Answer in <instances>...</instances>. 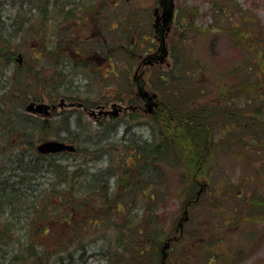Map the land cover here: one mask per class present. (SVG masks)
<instances>
[{"label": "rangeland", "instance_id": "374dc122", "mask_svg": "<svg viewBox=\"0 0 264 264\" xmlns=\"http://www.w3.org/2000/svg\"><path fill=\"white\" fill-rule=\"evenodd\" d=\"M25 1L28 2V0H0V13L11 16L12 19L24 18L30 25L28 13L24 12V10L29 12L28 4ZM73 1L76 3L78 2V0ZM81 1L84 2V5H87V3H90L92 0ZM95 1L110 2L112 3V8L118 10V13L110 17L113 21L112 23L115 24L114 30L111 33L108 32V28L114 24L105 22L104 20L102 21L101 19L98 20L101 26L100 33L102 34L105 32V34H108L109 45L102 44V39L100 41L97 40V42L94 40L87 41L88 37L86 36L87 38L85 40L88 43H97V45L101 47L100 53L94 55V53L91 52L90 54L84 53L81 56H75L86 60V62L82 64L85 65V67H82V65H75L73 71L66 69L64 71L65 78H70L71 80H73V78L76 79V77H74L75 72L84 73L85 77H83V79L78 78L77 80L87 83L86 79L89 78L92 83H88V85L94 88L85 85L80 88L92 89L95 94L83 97L76 91H71L62 86L58 87L55 84V72L53 73L55 67L53 70L50 67L47 69L43 68V73L39 76V79L35 80L38 104L40 102H45L50 106V116L48 119L54 120V129L57 132L54 136L58 138V140L60 138L66 142L73 141L75 145L79 143L83 144L81 149L86 154L83 153L80 155L81 152L79 151L75 157L66 156L69 158V160L66 161L78 167L81 163L86 161L87 157H90L91 161L87 164L86 171H93L95 169L97 171L99 169L105 172L108 171L111 178H107L106 186V188L108 187L110 189L107 190L109 191V198L116 197L118 200L117 203H125V213L121 214L116 211V206H121V204L117 203L112 204L111 208L108 209V211L114 210L113 220L117 223V226H113L111 229H109V226L97 229L90 228L89 230L85 229V231L79 232L90 235L87 236V241H93V244L88 246L89 251L87 252H91V259L84 264H106L105 260L101 259L100 256L96 255L94 252L97 251L98 248L95 243L102 239L101 236L103 235L108 238L112 237L113 234H110V230H113L115 235H119V233H116L117 228L119 230L122 228L126 233L123 237L124 245L118 249L119 255L122 256L119 258L114 257L112 260H109L107 264H117L118 260H122L120 261L121 264H264V208L260 205H258L259 207H252V205H249L248 199L246 198L247 195L254 196L253 194H260L258 196L264 197V155L262 152L264 147V123L262 128L258 126V123L264 119V100L260 101L257 97H252L250 94L251 92L249 93L247 90H241V92L235 93V89L238 88V83H240L239 81H249L258 78L261 79L259 81V84H261V91L258 93L262 92L264 95V67L258 70L255 69V65L258 62L256 60H260L261 55L253 43H250L248 40V48L246 50V47L245 49L242 48V45L247 42L245 38L236 36V39L233 40L228 35V31L230 30L226 29V27H229L226 14L230 11V7H228L224 15L221 14L220 7H218L224 5V3L236 2L243 9L250 10L264 28V0H174L175 5L182 3L188 6L189 14L192 15L194 23L199 30L194 28L188 29V31L181 30L182 25L180 26L175 19L165 31L163 40H161L158 34H156L157 36L155 37V32H152V23H155L152 13L155 18L156 13L153 11L158 5L157 0ZM23 2L25 6L22 4ZM63 2H65V0H63ZM63 2L61 0H49L50 6H48V9H61L59 4ZM15 4H22V6H24L22 12L19 13L18 16L15 15L16 13L14 12ZM101 6L102 5L98 3L97 7H99L102 12L103 8ZM78 8L77 5L72 9L79 10ZM103 12L105 15V10H103ZM192 18L186 19L188 25L192 24ZM36 19L39 20L38 23L41 27L36 26L35 29L31 30V33L30 26L29 30L23 29L19 31V29H14L9 33L12 21L4 22L3 25L5 26V30L2 32V38H0V41H2L1 44L6 45L8 44V40L21 38L22 40L20 41L18 39L19 43L15 44L19 45L17 47L18 49H21L20 46L22 45L26 55H29L30 35L32 44L37 43L38 33L45 35V41L48 40V42L46 47H44V52H46L45 50H47L48 47H53L55 44L63 42L60 36H55L56 34L59 35V33L55 31L56 26L45 21L39 17V15ZM138 20L142 22L140 27L143 29L146 26V29L144 32L136 31L132 33V28L138 26ZM158 21V26H161L163 24L162 21ZM188 35H190V37H188ZM15 36L17 37L14 39ZM71 40L73 41V39ZM22 41L28 42L24 45ZM76 42L77 41L74 43ZM166 47L169 48L166 62L172 65L173 71L190 72V74H194V77L187 76L183 73L176 78L164 76L165 78L158 80L159 77L155 75L157 73L152 74V70L156 66H148L147 59H144L149 57L152 52H154L153 54H158V51L162 50L161 48ZM250 47L251 50H249ZM3 48H0V54L2 50H6V48L5 50ZM120 49L124 51V55L118 54L121 51ZM9 51H11V49ZM175 53L181 55V57L177 58ZM43 59L47 64V59H45V57H43ZM6 61L9 64L2 65L0 63V95H6L11 98L9 102L5 103V107L6 109H15L17 115L24 114L26 117L33 116L30 111L24 108V104L23 107L18 108V101L20 96L26 94L25 90L29 91V94L33 93L34 85L30 84L29 86L25 78L20 80L19 83H15L14 79L11 80V77L14 75V72L11 74V71L19 72L20 70H16L18 63L14 58H7ZM116 62L117 64L114 65L113 63ZM107 63L109 64L107 68H112L113 71L109 74V77L103 79L104 82L106 81L104 84L102 79L98 78L99 73H97L98 68L96 66L101 64L105 70ZM173 63L176 66H174ZM250 64L252 68L248 73L246 69ZM162 65V69L165 70V68H168L166 65ZM138 66L140 74L138 77L144 80V86L149 92L152 91L149 86H153V88L161 87L163 90L167 91V95L170 91H176L178 94L180 92L181 94L177 97L179 100H184L185 94L189 97L188 103L181 111L178 107V99L172 97L165 101L167 102L166 107L176 110V113L191 111V107L213 108V104H216V102L224 103L228 101L230 97L234 101H232L230 106H234L233 103L237 101L239 107H233V109L228 110V112L234 110L239 111L237 117L241 116V119L250 122L244 125L245 129L242 126L238 128L241 132L245 133L242 135L241 139L250 142L252 140L249 139V136L254 139L252 150H255V152L246 153L244 150L246 143L240 142L239 140L232 142L230 145H226V149L221 147L220 144L217 148L222 149L219 151L215 150L208 161L207 169L208 171L211 170V175L208 177V183L211 185L210 189L209 185L205 182L207 185L206 189H209L206 193L209 192V194H213L214 199H209L208 196L203 193L197 203H191L190 207H188L189 212L187 220L179 218L184 212L181 204L186 197L183 191L190 192V190L193 191L194 189V187L188 183L190 175L188 174L189 168L187 165L177 163V161L171 162L169 158H173L174 154H171L170 157L168 155V157L164 158V161L169 163L160 162V165L158 164L159 170L155 174V179L158 182L152 185H144L142 182L136 180V178H140L142 174V167L139 166L136 154L143 149H135V146L139 143L138 139L135 141L123 140L121 138V131H119L118 134L113 132V134L108 133L107 135L110 143H103L102 146L101 142L103 139L101 138H103L102 135L104 131L97 129V124L95 125L91 122L95 119L92 118L89 113L74 106L76 104L73 106H68L66 104L60 106L58 104L62 98L67 101L65 97L71 96L74 100L75 98L79 99H76V101H85L88 107L92 106L95 110L96 105L94 106V104L99 98L104 96L105 93L102 88L106 86L109 87L111 83L114 82L115 84L117 83L121 90H124V96H127V98L130 96L129 90L132 89L133 96L129 98L133 99L134 102L132 103L134 104H131L129 101L124 102L125 104L123 105H126L127 108H123V112L122 110L117 112V114H115L116 116L112 117L113 122L121 121L128 123L135 133L131 135V138H139L146 134L149 135L151 128L149 126L136 125L135 119H142L147 122L148 120L150 122L154 121V124H152L153 132H155L156 136H161L159 129L165 124V118H167L166 126L173 124L175 121V119L170 120L169 117H171V119L174 117L171 114L166 113L162 117L153 115L151 119H148L146 116L142 118L130 116L131 110H129L130 108L128 106L136 105L135 101L141 99L140 97H138V99L135 97V95H137L135 92L136 82L133 78ZM260 75L261 77H259ZM153 77L155 81H152ZM147 78L149 79L147 80ZM161 82H163V84L160 85L159 83ZM126 83H128V87L125 86ZM48 84V88H50L51 84L52 89H59L60 94L52 92L49 95L44 87L39 89V87ZM242 84L243 86L247 85L243 82ZM246 88L248 89L249 87L246 86ZM156 89H158V91L161 90L159 88ZM20 91L22 94L19 93ZM246 92H248L249 95ZM222 94H225V96ZM159 98L161 99V96H159ZM250 99L252 100L249 101ZM246 100H248V104H246ZM144 102L145 101L141 99V101H139V107L148 110ZM256 102L259 103L257 107L255 106L257 104ZM174 107L176 109H174ZM200 110H204L206 113L209 112L207 109ZM149 112L148 110V113ZM65 116H75L77 119L74 118L73 120H75L77 124L83 126L88 122L90 126H87L85 131L78 134V130L74 129L75 127L66 129L64 126L62 127V125H60L64 123L59 122L62 121ZM218 116L229 119L227 115H223L221 112H219ZM206 118L205 116V119ZM21 119L23 120L24 118L21 116ZM211 123L212 130L215 133L214 137H218L220 133L226 132L225 129L227 128L228 122L222 121L215 116L214 119L211 120ZM29 124L39 128L38 122H29ZM128 124H125V126L127 127ZM3 128L4 127L0 125V131ZM8 128V131L12 133L16 129V126L10 123ZM63 128L64 130L62 131ZM238 128L235 126L236 130ZM26 130L30 132L29 128ZM245 131L248 132L249 135ZM32 133L34 132L32 131ZM188 135L190 134H184L181 131L171 139L183 143L182 146L189 143L188 141L192 142L195 146L204 145L188 139L186 137ZM19 138H21V136L15 133L10 135L9 142L13 144H10V150L14 149V146H16L15 141ZM125 143L130 144V146L128 147ZM133 148L135 153L130 154L129 151H133ZM258 150H261V152L257 153ZM243 153H245L246 156ZM1 154L2 167L0 168V173L6 170L3 162L6 152L1 151L0 155ZM241 154L244 155L242 159L239 158ZM103 159L105 161H103ZM152 160L153 155L151 154L143 158V163L147 166V169L153 162ZM58 161L60 162V160ZM43 164L44 162L42 161L39 165ZM63 165H65V161L62 162V164L60 163L59 166H56L63 168ZM139 168L140 173H138ZM82 171V169L78 170L79 175H82ZM45 176L44 174V177ZM120 176H122L123 179L120 182V184L122 183L121 186H118L117 182ZM148 177L149 179H154L151 176ZM245 178L248 179L246 182H244ZM47 179H50L49 175L46 176L45 180ZM77 186H81V184L77 183ZM236 194L242 196L240 198L232 196ZM226 196L232 197L225 199ZM82 198L83 196H81V199ZM211 202L214 204H211ZM105 208L108 207L106 206ZM140 216L146 217L144 223L137 222ZM135 226L140 229V232L130 234L129 229L132 228L130 231H134L133 228ZM166 241L169 245L167 255L161 258L159 252L160 246ZM84 243L85 242L82 244Z\"/></svg>", "mask_w": 264, "mask_h": 264}, {"label": "trees", "instance_id": "16d2710c", "mask_svg": "<svg viewBox=\"0 0 264 264\" xmlns=\"http://www.w3.org/2000/svg\"><path fill=\"white\" fill-rule=\"evenodd\" d=\"M36 3L40 6L48 7V4L46 3V5L39 3V1H36ZM218 7H220L221 14L223 15L226 13L228 7H230V11L226 14V18H228L227 21H229V27H226V29L230 30L228 31V35L233 40L236 39V36L245 38L247 42L242 45V48L245 49L246 47V50L248 48V40L250 43H253V45L257 47V50L261 55V59L256 60L258 62L255 65V69L258 70L264 67V28L262 27L261 22L251 13L250 10L243 9L236 2H228L227 4L224 3V5ZM2 32L3 30L0 29V38H2ZM188 37H190V35H188ZM1 42L2 41H0V48L4 47L3 49L5 50L6 48V50H2V53L0 55H9L10 53H12V50H9L12 48L11 43L13 44V42L11 40H8V44L6 45L1 44ZM60 45L61 43H58L52 47V52H57L58 55L54 58V60H51L55 67L54 70H56L54 79L55 84L58 87H61L63 85L61 79L65 77L64 71L66 69V58L63 55V51L59 50ZM49 50L50 48L47 49V51ZM249 50H251V47L249 48ZM0 63L2 65L9 64L6 59L4 60V58H1ZM251 68L252 65L250 64L246 71L249 73ZM16 70H18V68ZM186 74L187 76L190 75L191 77H194V74H190V72H186ZM165 75L166 74L160 76L157 75V77H159L158 80H160L161 78H165ZM259 77H261V75ZM153 80L155 81L154 77L152 81ZM260 80L261 79L254 78L249 81H239L240 83H238L239 85L238 88L235 89V93H239L241 92V90H247L249 93L251 92L250 94L252 95V97H257V99H259L260 101L264 100V95L262 94V92L258 93L261 91V84H259ZM242 82L244 84H247L246 86L249 88L247 89L246 86H243ZM51 84L50 88H48L49 84L43 86L49 93V95L52 92L59 93V89H52ZM159 84L161 85L163 84V82ZM125 86L128 87V83H126ZM122 92H124L123 89ZM248 92L246 93L249 95ZM129 93L130 95H133L132 90H129ZM166 93L167 91L161 93L162 99L163 96H167ZM222 95L225 96V94ZM251 100L252 99H250L249 101ZM232 101L233 99L229 97L228 101H225L224 103L216 102V104H213V108L199 107L200 109H207L209 111L206 113L207 118H204L208 121H206V132H204V134L196 133L195 135H191L190 137L192 141L204 144L202 146H209L207 151V158L210 157L215 150L219 151L222 149L217 148L220 144L221 147L226 149V145H230L236 140L246 143L244 147L246 153H252V151L255 152V150H252L254 139L250 138V136L249 139L252 140L251 142L241 139L242 135L245 133L239 130L241 126L244 128V125L248 124L249 121H244L243 119H241V116L237 117L239 111L234 110L228 112V110H232L233 107H239L237 101H235L236 103H233L234 106L231 107L230 105ZM247 101L248 100H246V104H248ZM256 103L257 104L255 106H259V103ZM166 105L167 103L165 102L163 106ZM167 111H170L171 115L174 116L172 119L171 117H169L170 120L175 119V121L173 124L166 126L167 118H165V124H163L162 128L159 129V132L163 130L164 127L165 130L170 131V133L173 134L172 136H170V138H174L178 133L181 132L178 129V119L181 116L188 115V117H192L193 115V118H195V114L191 113V111H186L184 113H176V110L170 109H168ZM218 111L223 115H227V118L229 119L219 117ZM163 115L164 114H162V116ZM215 116H217V118L222 121L228 122L227 128L225 129L226 132L220 133L218 137H214L215 133L212 130L211 126V120L214 119ZM6 123H4L5 126ZM10 123H13L16 126V129L12 133L8 131L9 135L13 133L19 135V132L17 130L20 127H24L26 125H29L30 128L34 127L33 125L29 124V122H9V124ZM263 123L264 119H262V121L258 123L259 128H262ZM0 125L3 126V123ZM235 126L239 128L236 130ZM39 128L41 131L40 126ZM25 131L26 133H28L29 137L33 138L34 134L32 133L31 129L30 132L26 129ZM246 133L249 135L248 132ZM0 135H2V133H0ZM188 142L192 144V142ZM10 144L11 143L9 142H0V150L2 152H6L3 161L6 170H3L0 173V175L2 176H0V246H2L0 248V250L2 251L0 264H52V262L61 263L64 260L65 255H69V257L72 258V261L83 262L85 258H90L91 252L87 253L89 251L88 246L92 245L93 241H87V236L90 235L79 232L85 231V229L89 230L90 228L97 229L100 227L106 228L109 226V229H111L113 226H117V223L113 220L114 210L108 211V209L111 208L112 204H116L118 200L116 199V197L109 198V191L106 190L107 176H101L103 175L104 170H102L100 174L98 173L100 169L98 171L95 169L93 171L89 170L86 174L79 175L78 170L81 169L79 168V166L69 167L65 164L63 165V168L57 167L56 165L59 166L62 159H59L54 155H41L36 151H31V145L25 143V140L22 137L15 141L16 146H14V149H16V151L13 152L12 155L10 152V147H8V145ZM24 146H27L28 148H25ZM260 152L261 150L257 151V153ZM262 152L264 155V147L262 149ZM82 153L86 154L84 151H82ZM243 154L245 155V153ZM243 154L240 155V159H242V157L244 156ZM0 157H2V154L0 155ZM8 158L10 160L9 163H7L8 161L6 162ZM64 159L65 158H63V160ZM58 160H60V162ZM42 161L44 162V164L39 165ZM185 165H187L189 168L188 174L190 175V177L188 179V183L194 187L193 191H183L185 192V200L188 201L189 199L196 198L194 192L196 191V188H198V185L200 183L205 184L206 182L207 185H209L210 189L211 185L208 183V177L211 175V170H209L208 172L207 166H203L197 169L198 166L190 164L189 161H186ZM1 167L2 162L0 164V168ZM141 167L142 178H136V180L142 182L144 185H152L154 183V179H149V175H147V169L143 164L141 165ZM39 168H43L44 174L46 176L49 175L50 179L45 180V176V186L41 183L40 185H38V187H36L34 186V184L38 183V181H34L33 175H35V173L37 172L36 170ZM82 173H84V171H82ZM138 173H140V168L138 170ZM122 179V176H120L117 182L118 186H121L122 183L120 184V182ZM247 180L248 179L245 178L244 182H246ZM155 182L158 181H156L155 179ZM77 183H80L81 186H77ZM209 189L207 191H209ZM93 194L96 196H94ZM205 195H207L209 199H214V195L209 194V192L205 193ZM253 195L254 196H246L249 205H252V207L260 205L264 208V197L258 196L260 194ZM81 196H83L82 199ZM232 196L240 198L242 195L236 194ZM232 196H226L225 199ZM34 199L39 200L33 202ZM117 204H121V206H116V211L121 214L125 213V203L119 202ZM211 204L214 203L211 202ZM106 206L108 208H105ZM145 218V216H140L138 217L137 222L144 223ZM131 229L132 228L129 229L130 234H134V232H140V229L137 226L133 228L134 231H130ZM116 233H119V235H115L113 230H110V234H113L112 237L108 238L105 235L101 236L102 239L108 243V249L103 250L100 247L98 241L95 243L97 247L100 248V250H97V253L102 256V259L105 260L106 264L114 257L119 258L122 256L119 255L118 249L122 247V245H124L123 237L126 233L122 228H120V230L117 228ZM83 242L85 243L82 244ZM83 245L87 247L85 248V246Z\"/></svg>", "mask_w": 264, "mask_h": 264}, {"label": "bare ground", "instance_id": "6f19581e", "mask_svg": "<svg viewBox=\"0 0 264 264\" xmlns=\"http://www.w3.org/2000/svg\"><path fill=\"white\" fill-rule=\"evenodd\" d=\"M36 1H39V3H41L43 1L47 2L49 0H28V2L25 1L28 4L29 12L27 10H24V12L28 13V19H30V21H29L30 24L32 21H39L36 19V17L39 15V17H41L45 21H48L52 25L56 26L55 31H56V33H59V35L56 34L55 36H60V38H62V37H64L63 35H65L69 38L72 37L75 41L80 42V43L81 42L82 43L87 42L85 39L87 37L88 38L90 37V38H92L91 40H94V41H96L98 39H99L98 41H100L102 39V44L109 45L108 34H105V32H103L101 34L93 24L88 23L86 21V14L83 12L82 9H80V10H73L72 9L73 7H76L78 5L76 2L70 1L69 6L67 8V12L62 13L63 10H66V9L49 10L48 7L40 6L39 4L36 3ZM61 1H63V0H61ZM65 3L67 4V1ZM109 3L110 2H104V4L101 7L103 8V10H105L106 13L104 15V12L102 10V12L97 15V17H98L97 19L98 20L101 19L102 21L104 20L105 22L112 24L113 21L111 20L110 17L113 16L114 14L118 13V10L117 9L115 10V8H112V3H110V4ZM22 4L25 6L24 2ZM22 4L21 5L15 4V8H14V12L16 13L15 15L18 16V14L22 12V10L24 8V6H22ZM157 4L158 5H157L156 9H154L153 12H157L161 16V14L163 12V10H162L163 6L167 5L168 2L164 3L163 0H157ZM61 8H63V7H61ZM158 9H160V10H158ZM173 9L174 10H173L172 19L170 20L168 27L176 19L178 24L180 26L182 25L181 30L188 31V29H192V28L199 29L195 25L194 20L192 18V15L189 14L190 12L188 11L189 9H188L187 5H183L182 3L175 5L173 2ZM190 17L192 18L193 22H192V24L188 25V23L186 22V19H189ZM10 20L12 22L10 24L9 33L14 29H19V31L23 30V29L29 30L30 25L27 23L26 19H24V18H20V19L13 18L12 19L11 16H6L2 13H0V29L4 31L5 26L3 25V23L4 22L6 23L7 21H10ZM70 22H74V23L76 22V25H78L79 28L71 27ZM137 23H138V26H136V28H132V30H131L132 33H135L136 31L144 32V30L146 29V26L142 29L140 27L142 22L140 20H138ZM152 25H153L152 32H155L154 36L156 37L157 36L156 34H158L161 37V40H163V35L165 34V31L167 30V28L162 27V25L156 26L154 22L152 23ZM161 27H162V31H161L162 33L160 32ZM19 31H18V33H19ZM44 36H45L44 34H39L37 36V40H38L37 43L40 45L41 48L46 47V44L48 42V40L45 41ZM16 37L17 36H15L14 39ZM35 41H36V39H35ZM50 48L51 49L48 52L49 54L52 52V49H53L52 47H50ZM120 50L121 51L118 54L124 55V51L122 49H120ZM165 50H166V53H165L166 55L162 59L159 58L161 50L158 51L159 52L158 54L157 53L153 54L154 52H152V54L149 55V57L147 58L148 66L149 65L153 66V67L156 66L153 68L152 74L157 73L158 76L166 74L165 76L168 78H176V77H178V75L180 76L183 73L186 74V71H177V72H176V70L173 71L172 65H170L168 62H166V56H167V52L169 51V48L166 47ZM118 57H122V56H118ZM176 57L179 58V57H181V55L176 54ZM113 64L116 65L117 62L113 63ZM162 64L166 65L168 68H165V70L162 69V67H163ZM173 65H174V63H173ZM171 71H173V72H171ZM13 72H14V75L11 77V80L14 79L15 83H19L20 80L24 79V75L22 73L12 70L11 74ZM188 76H190V75H188ZM74 77H76V79L73 78L74 81L71 80L70 78H65V77L62 78L61 79V81L63 82L62 86L70 89L71 91L73 90V91L78 92L83 97L88 96L90 94H95V92L92 89H88V88L81 89L80 88L83 85L93 87V86L88 85V83H92V82H90L89 78L86 79L87 83H84V82L77 80L78 78L83 79V77H85L84 73L77 71L74 73ZM149 88H151L153 91L156 92L155 96L154 97L152 96L153 101H156L157 97L161 96V93H163L165 91L161 87H156V88L161 89L160 91H158V89H156V88H153V86H149ZM102 89L105 92L104 96L99 98L98 101L94 104V106L97 105L99 111L101 110V112H103L104 115L103 114L99 115V113H97L96 110H94V108L92 106H90V109H88L89 107L87 106L85 101L84 102L81 100L76 101L77 98L74 97L75 98V100H74V99H72L71 96L65 97L67 99V101L64 99V103L66 105L71 104L73 106L74 104H76L75 106L78 105L77 108L83 109V111L85 110L87 113H89V115L92 118L95 119L94 121H91V122H93L95 125L97 124V129H99L100 131H102V130L104 131V134L102 135L103 138H101V139H103L101 142L102 146H103V143L104 144L110 143V140L108 139L107 135H108V133L113 134V131L116 134H118L119 131H121L123 138H125L129 141L130 140L135 141L138 139L139 143L136 145V147L143 149L139 155L141 157L142 156H144V157L148 156L149 154L153 155V160H152L153 162L149 165V168L147 169L148 174H153L154 172H157L159 170L160 162L169 163L167 161H164V158L168 157V155L170 157L171 154H174L173 158H169V159H171V162L177 161V163L185 164L186 161H189L190 164L197 165L198 166L197 169L201 168L203 166H205V167L208 166V161L210 160V157L212 156L211 155L210 157L207 158V155H208L207 151H208L209 146H195L193 143L192 144L186 143L184 146H182L183 143L173 141L170 138V136H172L173 134L170 133V131L165 130L164 128H163V130L160 131L161 134L163 133L161 136H159V135L156 136L155 132H153V126H152V132H153L152 137H150V135L146 134L143 137L140 136L139 137L140 139L138 137L137 138H135V137L131 138V135L134 133L132 130L130 131L129 134H125L124 133L125 132L124 122H121V121L113 122V120H109L110 116L115 117V114H117V112H120V110H122V112L124 111L123 108L119 105L118 101L115 102V101L110 100V99H115V96H116V93L114 92L115 89L112 87H107V86L103 87ZM136 91L138 92V88H136V86H135V92ZM179 94H181V93L179 92ZM179 94L176 91H172V92L170 91L167 96H165V97L163 96L161 104L164 102L163 103V105H164L165 101L168 98L173 97V98L178 99L177 97L179 96ZM188 96H190V95H188ZM125 97H127V96L123 95L122 98L119 100L125 101V102H128V101L134 102L133 100L126 101ZM184 98H185L184 100L178 99L179 100L178 107L180 108L179 109L180 111L182 108H184V106H186V104L189 101V97H187L186 94L184 95ZM9 100H11V98L9 96L7 97L6 95H0V124H2V123L4 124L7 122L6 126L3 125L4 128L1 129V131H0V133H2V135H0V142L1 143L9 142V138H10V135L8 133V130H9L8 127L10 126L9 122H32V121L34 122L33 116H29V117L22 120L21 115L20 114L17 115L15 112V109H12V108L6 109L5 103L9 102ZM77 100H79V99H77ZM163 105L161 107L152 108L151 112H149V113H148V110H146L145 108L137 107L131 111L130 116L131 117L136 116V118H142V117L146 116L148 119H151V117L153 115H157L158 117H161L162 114H166V113L171 114L170 112H168L166 110L169 108H167L166 106H163ZM123 107L127 108L126 105L125 106L123 105ZM174 109H176V108L174 107ZM170 110H172V109H170ZM191 113L195 114V118H193V115H192V117L189 116L190 118L188 117V115H185V116H181L178 119L180 131H182L184 134L185 133L190 134L187 136V138L190 140H191V137H190L191 135H195L196 133L197 134H204V132H206V120L204 119L206 116V112L204 110H200V108L191 107ZM38 115H39L38 123H39V126L41 127V131H40V128L35 127V126L30 128L29 125L21 127L17 130L19 132V135L25 140V143H28L29 145H31L30 150L33 152H35V150L37 149V143L38 142H36V141L41 140V142H42V141H48V140H52V139L58 140V138H56L54 136L55 134H57V132L54 129V123H53L54 120L48 119L50 114L40 112V113H38ZM74 118H76V117L75 116L74 117L65 116L63 118V120L60 121L59 123L64 122L63 124H60V125H62V127L64 126L66 129H69V128L71 129L72 127H75L74 129L78 130L77 131L78 134L85 131V128L87 126H90L88 122L86 124H84L83 126L80 124H77L76 121L73 120ZM149 123H150L149 120L147 122V121L142 120V119H140V120L135 119V124L138 126H140V125L141 126H148ZM151 124H154V121H151ZM28 128L34 132L33 138L29 137L28 133H26L25 129H28ZM63 130H64V128L62 129V131ZM59 141H61L63 143L65 142V144L72 145L74 147V150L72 153L73 155L68 154L67 151H65V150L53 151V152H42V151H36V152L38 154H41V155H42V153L44 155H52V156L54 155V156L58 157L59 159H62L61 164H62V162L65 161L66 166H69V167L73 166V164L66 161V160H69V158L66 156L69 155L70 157H73V156L75 157L76 154L79 153V151L81 152L80 155L83 154L82 149H81L83 147V144L79 143L78 145H81V146H78V145L73 144V143H75L73 141L72 142H66L60 138H59ZM125 144H127L128 147L130 146V144H128V143H125ZM8 147H10V145H8ZM24 147L28 148L27 146H24ZM15 151H16V149L10 150L11 155ZM129 152H130V154L135 153L134 148H133V151L131 150ZM63 158H65V159L63 160ZM7 161H8L7 163L10 162L9 158L7 159ZM90 161H91V158L87 157L86 161L84 163H81V165H79V168H81L84 171V173L87 172L86 166ZM103 161H105V160L103 159ZM1 162H2V159L0 158V164H1ZM108 162H109V160H108ZM36 171L37 172L35 173V175H33V177H34L33 179L35 182L38 181V183L34 184V186L38 187V185H40L41 183L45 186L43 168H39ZM101 171H102V169H100L98 173L100 174ZM84 173H82V174H84ZM103 175H101V176L102 177L108 176L109 175L108 171H106V172L104 171ZM106 190H110V189L107 187ZM38 195H41V194H38ZM38 200L39 199H34L33 202H36ZM28 202H31V201H28ZM98 243L103 250L108 249L109 245L105 240L100 239V240H98ZM167 243L168 242L166 241L165 243L161 244L162 246H160L159 252L161 254V258L166 257V255H167V250L169 248V245H168V247L164 248V245ZM83 246H85V245H83ZM1 247L2 246H0V248ZM86 247L87 246H85V248ZM97 250H100V248L98 247ZM94 252L96 253V255H99L100 258L102 259V256L99 253H97L98 251H94ZM94 254H92V255H94ZM114 254H117V253H114ZM1 256H2V251L0 250V262H1ZM90 259L91 258L87 257L84 259L83 262L82 261H72V258L69 257V255H65L64 260L61 263L52 262V264H84V263H87ZM117 264H121L119 260H118Z\"/></svg>", "mask_w": 264, "mask_h": 264}, {"label": "flooded vegetation", "instance_id": "af4514ba", "mask_svg": "<svg viewBox=\"0 0 264 264\" xmlns=\"http://www.w3.org/2000/svg\"><path fill=\"white\" fill-rule=\"evenodd\" d=\"M66 1L67 0H65V2ZM70 1H73V0H70ZM70 1H67V4L65 2H63V1H62L63 3L59 4L60 7H63L61 9H66V10H63L62 13L67 12V8L69 6V2ZM41 3L44 4V5L48 4L47 6H50L49 1H47V2L43 1ZM98 3L103 5L104 1L99 2V1L92 0L90 3H87V5H84V2L81 1V0H78V2H77L78 7H79L78 9L79 10L82 9L83 12L86 14V21L88 23L93 24L97 28V30L99 32H101V26L98 23V19H97L98 18L97 15L101 13L100 8L97 7ZM43 7H46V6H43ZM36 24H37V21L36 22L35 21L31 22V24H30V33H31V30L36 28ZM112 24H114V23H112ZM70 26L73 27V28H79L78 25H76V22L75 23L74 22H70ZM104 26H105V23H104ZM114 27H115V24L108 28L109 33H111L114 30ZM63 36H64V37H62L63 42L59 46L60 47L59 50L63 51V55L66 58V67H67V69H69V71H73L74 70L73 67H74L75 63L79 62V63L82 64V63L86 62V60H84V58L81 59V58L75 57V56H81L84 53L90 54L91 52L94 53V55L100 53L101 47H99L97 45V43H91V42L90 43H88V42L87 43H82V42L80 43V42H76V45H74L75 40L72 37L69 38V37H67L65 35H63ZM89 38L87 39V41H92L91 40L92 38H90V39ZM18 39L20 41L22 40L21 38H18ZM18 39L11 40L14 43V44H11V46H14V51L12 53H10L9 55H7V54L0 55V59L4 58V60H5L7 58H9V59H13L14 58L16 60V62L18 63V65H17L18 67L17 68H18V70H20L19 72L24 75V78L30 84L34 85V92L33 93L28 94V95H23V96L19 97V103H18L19 107L18 108L23 107V104H24V108H25L29 102L32 103V110H31L32 112L31 113L33 114V120H34V122H38L39 121V115H38V110H37L38 104H37V93H36V82H35V80L39 79V76L44 71L43 68L47 69V68L50 67L53 70L54 64L52 63L51 60H54V58L58 55V53L57 52H51L50 54H48L49 51H47V50H45L46 52H44V48H41L38 43H33L32 44V38H31V35H30L29 55H26V52L24 51V47H22V45L20 46L21 49L17 48L19 45L15 44V43H19ZM71 39H73L74 42ZM22 42L24 43V45H26L28 41H22ZM96 42H97V40H96ZM76 49H78L79 51H76ZM43 56L46 57L47 64L45 63V60L43 59ZM76 59H78V60H76ZM107 66H109L108 63L106 64L105 70L103 68V65H101V64L99 66H96L98 68L97 69L98 70L97 73H99L98 74L99 75L98 78L102 79L104 84H105L106 81L104 82L103 79L105 77H109V74L113 71L112 68H107ZM139 66H140V64H139ZM139 66H138L137 71L134 73L133 78H134L136 83L138 81H142V83L144 84V80H141V78L138 77L140 75L139 74ZM54 72H55V70H53V73ZM53 73H51V74H53ZM129 78H130V76H129ZM148 79L149 78H147V80ZM147 83H148V81H147ZM109 87L114 88L115 89L114 92L116 93L115 99H110V100L111 101H115V102L118 101L119 105L122 108H124L123 104H124L125 101L119 100L124 95V92H122V90L118 87L117 83L115 84L114 82H112ZM19 93L22 94L21 91ZM131 96H133V95H130L129 97H131ZM129 97L128 98L125 97V100L128 101V100L132 99V98H129ZM135 97L138 99V97H140V96L135 95ZM139 101H141V99H139ZM139 101H135L136 105L128 106L130 108L129 110L132 111V110H134V108L139 107L140 106ZM161 101H162V98L160 99L159 96H158L157 100H156L158 107H161L162 104L164 103L163 102L161 104ZM129 102L131 104H134L131 101H129ZM88 109H90V107ZM95 110H96L97 113H99V115H102V114L104 115V113L101 112V110L99 111L97 105L95 107ZM21 116H25V115L23 114ZM112 117H114V116H110L109 120H113ZM125 124H128V123H125ZM148 126L151 128V131H149L150 132L149 135H150V137H152L153 132H152V124H151V122L149 123ZM131 130H132V128H130V125L128 124V126L125 127V132L124 133L125 134H129ZM121 138L123 140H126L125 138H123V136H121ZM140 161H141L142 164H144L143 163V159L142 160L140 159ZM155 174H156V172H154L153 174H148L147 173V175H149V176L154 178V183L153 184L156 183L155 182Z\"/></svg>", "mask_w": 264, "mask_h": 264}, {"label": "water", "instance_id": "95a60500", "mask_svg": "<svg viewBox=\"0 0 264 264\" xmlns=\"http://www.w3.org/2000/svg\"><path fill=\"white\" fill-rule=\"evenodd\" d=\"M164 3L168 2L167 5L163 6V12L161 14V16L159 14L156 13V17L154 19L155 21V25L158 26L159 21H162V27L167 28L168 29V24L170 22V20L172 19V15H173V0H163ZM162 27L160 32L162 31ZM162 33V32H161ZM161 53H160V57L159 58H163L166 54V50L165 48H161ZM136 88H138V94H140V96L142 97V99H144L147 102V106H148V110L151 111L152 109V105H156V102L152 100V96H155V93H148L146 91L145 88H143V84L142 81H138L136 83ZM62 104V102H61ZM31 105L28 106V108H30ZM49 106L47 104H38L37 110L38 112H44L46 113V110ZM70 150L73 151L74 147L70 144H65V142H61L59 140H48V141H42L37 145V150L38 151H42V152H53V151H61V150ZM200 192V191H199ZM198 192V193H199ZM182 220H187V212L186 210L183 212V215L181 216ZM168 247V243L164 245V248Z\"/></svg>", "mask_w": 264, "mask_h": 264}]
</instances>
